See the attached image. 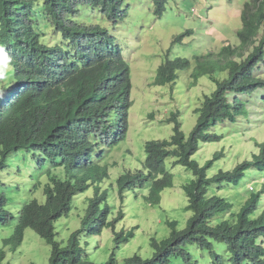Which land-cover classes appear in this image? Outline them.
Wrapping results in <instances>:
<instances>
[{"label":"trees","instance_id":"16d2710c","mask_svg":"<svg viewBox=\"0 0 264 264\" xmlns=\"http://www.w3.org/2000/svg\"><path fill=\"white\" fill-rule=\"evenodd\" d=\"M14 1L0 0L3 6ZM75 1L95 6L100 3L111 10L120 6L125 18L137 17L143 4L136 2L127 8L126 0ZM171 2L174 0H152L154 6L151 2L147 5L155 7L156 15L163 16ZM242 22L234 44H227L218 52L195 55V63L190 57H174L170 50L160 66L156 85L175 83L176 71L194 64L197 81L209 75L216 89L211 95H205L201 108L196 110L198 123L189 137L182 129L181 114L174 112L169 118L176 122L172 137L146 142L145 160L135 171L125 168L116 187L122 197L139 187L149 188L146 199L159 206L163 191L174 186L175 175L168 170V161L172 160V166L181 164L193 173L190 182L182 186L188 197L186 210L193 215L183 228L177 220L168 222L170 235L161 241L153 238L152 257L134 255L121 263L117 251L121 243L135 237L137 227L128 233L124 229L116 230L120 217L114 221L110 218L113 210L109 190L102 187L110 180L109 166L102 162L106 161L105 146L113 148L127 138L132 106L129 62L124 58L126 66L122 64L123 70L114 71V75L107 70L109 61L103 64L100 60L88 69L85 68L89 65L76 68L67 61L73 54L69 45L75 44L78 51L81 49L76 37L63 45L52 46L51 38L31 34L24 39L21 33L10 34L6 26L0 35L4 43L10 45L15 38L17 46L27 47L31 55L40 54L50 61L57 60L55 64L76 69L61 79L52 65L42 68L41 79L22 82L23 91H16L8 108L3 103L4 88L0 82V229L6 231L0 232V264H11L7 257L23 245L27 229L34 230L51 245L48 264H203L208 261L264 264V183L258 193L257 189L245 186L252 172L264 174V143L260 144V152L254 153V159L245 160L232 170L217 165L223 159L222 151L216 152L212 159L205 160L202 156L204 165L195 158L204 144L224 141L225 134L215 132V128L226 122L237 124L242 111L247 115L246 99L254 97V103L257 91L264 90V74H258L259 70L264 72V0H246ZM192 33L188 30L175 39L186 51L192 49V39H186ZM92 40L101 48L109 46L108 38L95 36ZM61 46L68 47L65 50ZM225 72L227 75L223 76ZM56 78L57 84L53 83ZM27 155L34 162H25L22 170L17 161L27 159ZM198 157L201 158L199 154ZM31 162L38 164L40 172L31 174L33 183L29 187L26 182L8 184L9 169L19 173L22 170L23 176L31 168ZM242 185L247 192L252 191L250 196L239 190ZM20 187L23 192L17 191ZM90 189L94 190L95 197L83 221L75 232L63 237L60 220L70 216L77 207L79 195ZM223 189L226 192L229 189V195L222 194ZM19 193L24 195L18 197ZM17 198L22 200L19 210L12 207ZM107 228H113L117 244L110 258L99 263L94 258L100 244L98 238ZM197 250L207 257L200 259Z\"/></svg>","mask_w":264,"mask_h":264},{"label":"rangeland","instance_id":"374dc122","mask_svg":"<svg viewBox=\"0 0 264 264\" xmlns=\"http://www.w3.org/2000/svg\"><path fill=\"white\" fill-rule=\"evenodd\" d=\"M149 1L152 0H140L144 3L140 7V14L136 18L132 16V20L129 19L131 21L128 20L129 22H124L119 27V40L125 45L124 51L131 70L132 106L129 110L126 140L113 148L105 146L103 150L107 152L106 161L102 162V165L108 164L110 180L107 179L102 187L109 190V201L113 210L110 218L112 217L111 220L114 221L115 218L120 217L116 224L118 232L124 229L128 233L137 227L135 237L130 238L129 242L121 243L117 251L116 256L120 263L134 255H140L143 258L152 257L153 238L161 241L170 235L171 228L168 222L177 220L180 228H183L186 220L193 215L192 211L186 210L188 197L182 187L190 182L193 173L181 164L172 166V160L168 161V170L175 175L174 186L163 191L159 206L152 205L146 199L149 188L139 187L122 197L116 187L117 179L126 170L125 168L135 171L141 166L146 158V142L172 137L176 122L169 121V118L174 112L181 114L182 129L189 137L198 123L199 114L196 110L201 108L205 95H211L216 89V84L209 75L202 76L197 81V77L194 76V65L176 71V82L167 85L155 84L158 70L165 62L170 50L174 57H190L195 63V55L218 52L228 43H233L236 34L243 26L242 12L246 0H174L163 16L156 15L154 9L149 8L147 5ZM151 4L154 6L152 2ZM188 30L193 32L186 37L187 40L192 39L190 51H186L175 41L177 35ZM222 75L226 76L227 73ZM262 94L264 90L257 91L255 95L257 101L254 103V97H248L247 115H244L242 111L238 116L237 124L226 122L219 128H215V132L225 134V140L207 144V146L204 144L202 151L198 153L201 158L198 154L195 156L202 165L205 164L202 156L208 160L214 158L216 152L222 151L223 159L217 165L223 166L226 170H232L245 160L254 159V153L260 152V144L264 143ZM241 96L245 100L246 96L244 94ZM30 160L33 161V158L27 155V159L20 158L17 165L23 170L24 163ZM33 162L28 173H24L23 176L22 170L20 174L19 170L9 169L8 184L16 185L26 182V186L29 187L33 183L31 174L40 172L38 164ZM263 183L264 174L252 172L245 186L257 189L258 193ZM245 186L242 185L239 190L243 195L250 196L252 191L247 192ZM27 187L26 195L29 194ZM225 190H221V193L229 195L230 190L228 189L227 192ZM17 191L23 192L22 187L17 188ZM231 191L235 192V189L232 188ZM233 192L230 196L234 194ZM22 194L24 195L19 193L17 196H23ZM94 197L93 189L79 195L77 207L72 210L70 216L62 218L59 222L63 237H68L78 229ZM262 200L264 204V196ZM21 204L22 200L17 198L12 207L19 210ZM122 212L125 213L124 216L121 215ZM0 232L6 233L3 229H0ZM98 239L100 244L94 258L95 261L104 263L110 258L117 244L113 228L105 229ZM197 251L200 259L207 257L199 250ZM50 252L51 245L34 230L27 229L23 245L17 252L10 253L7 259L11 261V264H34L35 262L48 264ZM203 264L214 263L208 261Z\"/></svg>","mask_w":264,"mask_h":264},{"label":"clouds","instance_id":"9594fccd","mask_svg":"<svg viewBox=\"0 0 264 264\" xmlns=\"http://www.w3.org/2000/svg\"><path fill=\"white\" fill-rule=\"evenodd\" d=\"M126 2L125 7L131 8V4L140 2V0H126ZM150 9L155 11V7ZM120 11V6L111 10L105 9L100 3L95 6L75 0H15L6 6L0 2V35L7 26L10 34L21 33L24 39L31 34L51 38L52 46L56 43L63 45L73 41L76 37L81 49L78 51L75 44L69 45L73 54L67 57V61L76 68L89 65L85 69L92 67L100 60V63L103 64L109 61V64L106 65L107 70L109 74L114 75V71L118 73L123 70L122 64L126 66L123 59L128 61L124 51L125 45L121 44L119 40V27L122 23L132 20L130 17L125 18ZM95 36H99L103 40L108 38L109 46L106 48L99 47L92 40ZM14 39L10 45L0 39V82L4 88L3 103H5L6 108L9 107L8 103L13 99V95L17 94L16 91H23L22 82L41 79L42 75L39 71L42 68L52 65L61 75V79L76 69L61 63L55 64L57 60L50 61L40 54L31 55L30 49L17 46L18 42ZM237 40L236 36L234 42ZM61 47L66 50L68 46ZM114 55H121V57L115 58ZM86 56H88V61H86ZM118 62L121 63L118 64ZM128 67L130 68V65ZM258 74L262 75L264 72L259 70ZM56 82L57 78L54 79L53 83ZM10 91H13V94ZM0 94H2L1 86ZM125 194L127 193L125 192Z\"/></svg>","mask_w":264,"mask_h":264}]
</instances>
